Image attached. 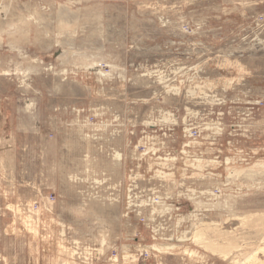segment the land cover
<instances>
[{
    "label": "rangeland",
    "instance_id": "rangeland-1",
    "mask_svg": "<svg viewBox=\"0 0 264 264\" xmlns=\"http://www.w3.org/2000/svg\"><path fill=\"white\" fill-rule=\"evenodd\" d=\"M263 249L264 0H0V264Z\"/></svg>",
    "mask_w": 264,
    "mask_h": 264
},
{
    "label": "bare ground",
    "instance_id": "bare-ground-1",
    "mask_svg": "<svg viewBox=\"0 0 264 264\" xmlns=\"http://www.w3.org/2000/svg\"><path fill=\"white\" fill-rule=\"evenodd\" d=\"M262 249V248H261ZM257 250V249H256ZM264 251V249H263ZM262 252V251H261ZM254 253V252H253ZM249 263H253V264H259V258L256 255H253L252 257L249 258Z\"/></svg>",
    "mask_w": 264,
    "mask_h": 264
}]
</instances>
